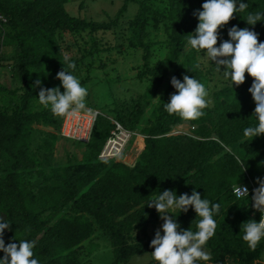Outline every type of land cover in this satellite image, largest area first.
<instances>
[{
  "label": "trees",
  "instance_id": "trees-1",
  "mask_svg": "<svg viewBox=\"0 0 264 264\" xmlns=\"http://www.w3.org/2000/svg\"><path fill=\"white\" fill-rule=\"evenodd\" d=\"M136 1L125 0L116 20L98 24L72 17L65 6L68 0H0V15L7 19V23L0 21V39L3 29H9L0 42V67L13 63V75L24 92L19 96L20 90L8 91L0 83V217L5 215V221L12 223V230H5V241L35 240L34 255L40 264H84L80 258L83 251L92 255L99 250L94 239L100 229L111 243L112 264H128L133 257L154 251L149 233L155 236L162 219L155 208L145 206L146 202L166 189L191 194L196 188L202 198L221 205L215 216V235L206 244L212 259L200 264H264V240L252 250L241 231L244 222L259 221L261 213L252 206L253 195L241 200L234 195V187L247 183L248 175L256 181L264 178V136L252 140L243 132L256 122V104L249 92L254 78L217 91L214 106H207L205 115L196 120L169 115L164 108L176 92L171 79L168 81L171 74L181 80L184 75L195 76L209 93L211 78L201 68L198 51L187 52L188 37L199 22L194 13L202 10L205 0L161 1L168 7L165 17L171 23L167 26L170 40L169 51L156 68L148 64L152 44L145 42L150 21L145 9H152L148 3L158 5L160 0L143 1L142 15L133 23L134 46L146 52L145 71L138 78L150 79L144 103L151 105L166 87L146 127L141 126L144 112L139 109V100L132 103L134 111L128 103H122L117 111L115 120L145 137L146 148L136 165L99 160L114 130L104 113L107 117L97 120L83 161L63 169L54 165L58 135L36 130L37 125L62 130L65 119L44 108L37 99L39 89L32 87L37 78L50 88L60 85L56 77L63 63L66 70H74L67 67L58 35L86 31L91 26L95 31L110 30ZM245 2L248 9L241 16L234 14L225 27H249L264 41V22L251 26L243 20L249 12L264 11V0ZM2 46L17 54H1ZM184 124L194 128L192 135H171L175 127ZM243 142L247 152L241 158L234 149ZM34 179L41 180L39 188L32 185ZM230 212L234 215L229 218ZM198 219L194 210L178 218L184 229L194 231ZM3 255L0 252V258Z\"/></svg>",
  "mask_w": 264,
  "mask_h": 264
},
{
  "label": "clouds",
  "instance_id": "clouds-1",
  "mask_svg": "<svg viewBox=\"0 0 264 264\" xmlns=\"http://www.w3.org/2000/svg\"><path fill=\"white\" fill-rule=\"evenodd\" d=\"M246 9L248 2L245 0H205L202 10L197 9L194 13L199 22L187 42L192 49L204 50L205 56L217 65V70L223 72L233 88L245 83L246 73L254 78L249 92L256 104V122L243 130L244 136L253 140L264 136V41L259 40L256 31L249 27L240 28L239 25L227 29L229 39H222L220 33V29L234 19V14L241 16ZM243 20L255 26L258 22H264V11L249 12ZM218 41H221L219 45ZM65 61L68 68H76V64L67 57ZM63 65V70L56 77L61 81L60 85L50 88L44 85L42 78H37L32 87L39 89L38 102L54 115L78 117L81 111H90L86 105L88 89ZM171 84L176 92L164 104L169 115H179L184 120H196L205 115L203 110L209 104V93L204 83L195 76L184 75L183 80L173 76ZM242 166L246 168V165ZM257 183L259 187L254 190L251 202L261 213V219H250L241 226L242 239L252 250L264 240V180L257 178ZM235 194L249 197V189L239 183ZM145 206L155 208L164 221L151 241V247L154 248L151 253L158 264H200L201 261H211L212 257L205 246L216 232L215 216L221 209L219 203H212L205 196L202 198L196 188L191 194H178L177 190L166 189L149 199ZM177 210L180 215L195 211L199 218L195 231L191 227H182L178 220L180 215L175 214ZM5 230L11 231L12 223L0 217V252L4 253L0 264H40L34 255L35 240H18L17 243L14 238L6 243Z\"/></svg>",
  "mask_w": 264,
  "mask_h": 264
},
{
  "label": "rangeland",
  "instance_id": "rangeland-1",
  "mask_svg": "<svg viewBox=\"0 0 264 264\" xmlns=\"http://www.w3.org/2000/svg\"><path fill=\"white\" fill-rule=\"evenodd\" d=\"M125 0H68L66 10L68 13L77 19L95 22L98 24L109 23L116 20L119 11L123 8ZM145 0H137L132 2L129 10L124 16L118 20L117 25L110 30L95 31L93 26L89 27L86 31L81 32H67L58 35L57 41L59 48L62 51V56L67 57L68 60L76 64L73 74L80 80L81 84L88 89V96L86 97L87 109L94 112L98 110L108 116V119H117L116 114L118 109L122 108V103H128L130 111H134L132 107L133 101H138L139 105L144 112V117L141 120V126L146 127L147 121L151 118L156 105L158 104L161 96L164 94L165 88L161 90L158 96L153 100L151 105L144 103V95L150 84V79L139 80L138 75L140 72L145 71V50L136 48L134 44L137 42L133 32L134 21L142 15ZM154 6L152 9H145L146 18H149L147 27L148 37L145 42L152 44V53L148 61L150 68H156L160 62L166 57L169 51L168 42L169 34L167 26L171 23L165 17L168 7L163 3ZM158 23V26H156ZM3 32H9L8 27L3 29ZM222 39H229L227 28L224 26L220 29ZM4 34L0 42L6 38ZM221 41H218V45ZM192 48L188 45L187 52ZM11 52L17 54L14 49L2 46L1 54L8 56ZM92 53V54H91ZM198 60L201 68L208 73L211 78L210 90L208 96V107L214 106V95L217 91L227 87H231V81L226 79L223 72L217 70V65L212 63L204 54V50L198 51ZM13 63L8 61L0 67V83L7 88L8 91L14 92L20 90L18 95L24 94L22 91V84L13 75ZM223 70V69H222ZM173 73V72H172ZM246 75V80H250V75ZM173 77L169 76L168 81ZM3 103L0 101V111ZM41 106V105H40ZM42 109V108H40ZM65 121V119H64ZM64 125V123H63ZM36 130H44L58 135L59 140L54 152V165L55 167L64 168L68 165L76 164L83 161L84 154L87 151V146L78 142L75 139H67L62 135V130H57L53 127H45L37 125ZM194 128L188 124L175 127L171 135H192ZM142 139V145H140ZM146 143L145 137L142 135L136 136L132 139L128 146V151L122 161L125 164L130 163V159H126L128 155L136 154L135 159L140 158L141 154L145 151ZM234 152L242 156L246 154L247 148L244 142L235 147ZM140 155V156H139ZM126 159V160H125ZM137 163V162H136ZM136 163L132 166L136 165ZM130 166V165H129ZM249 178L257 182L253 177L248 175ZM264 180V178L262 179ZM41 180H33L32 185L39 188ZM178 210L176 211V213ZM175 213V214H176ZM234 215L230 212L229 218ZM161 220L157 229L161 228L163 224ZM138 235H140L138 233ZM150 238L153 240V232L149 233ZM94 243L99 245V250L94 254L88 255L83 251L80 258L84 264H112L114 257L110 241L104 234L97 230ZM89 241L84 244L86 247ZM205 250L212 256L211 249L205 246ZM264 262V254L262 256ZM156 261L152 253L144 255H137L132 258L128 264H151Z\"/></svg>",
  "mask_w": 264,
  "mask_h": 264
},
{
  "label": "built area",
  "instance_id": "built-area-1",
  "mask_svg": "<svg viewBox=\"0 0 264 264\" xmlns=\"http://www.w3.org/2000/svg\"><path fill=\"white\" fill-rule=\"evenodd\" d=\"M0 21L7 23V19L1 15ZM100 116L107 117L98 110H95L94 112L81 111L78 117L65 116L64 125L62 127V135L67 139H75L81 144L88 145L91 141L95 124ZM110 120L113 123L114 130L101 151L99 160H111L118 162L122 161L129 150L128 146L130 142L137 136V134L125 128L117 120ZM242 185L249 189V196L254 195V190L259 187V184L250 178L247 183ZM238 186L234 187L235 197L239 200L247 198L248 196L238 197L235 194V189Z\"/></svg>",
  "mask_w": 264,
  "mask_h": 264
},
{
  "label": "crops",
  "instance_id": "crops-1",
  "mask_svg": "<svg viewBox=\"0 0 264 264\" xmlns=\"http://www.w3.org/2000/svg\"><path fill=\"white\" fill-rule=\"evenodd\" d=\"M135 156H136V154H133V152L131 153V155H128L127 157H125L126 159H130V163H133L134 162V164L138 161V159H139V157L137 158V159H135ZM140 156V155H139ZM125 159V160H126ZM130 163H128L127 165H130V166H132L133 164H130Z\"/></svg>",
  "mask_w": 264,
  "mask_h": 264
},
{
  "label": "water",
  "instance_id": "water-1",
  "mask_svg": "<svg viewBox=\"0 0 264 264\" xmlns=\"http://www.w3.org/2000/svg\"><path fill=\"white\" fill-rule=\"evenodd\" d=\"M4 220H6L7 219V217L4 215L3 217H2Z\"/></svg>",
  "mask_w": 264,
  "mask_h": 264
},
{
  "label": "bare ground",
  "instance_id": "bare-ground-1",
  "mask_svg": "<svg viewBox=\"0 0 264 264\" xmlns=\"http://www.w3.org/2000/svg\"><path fill=\"white\" fill-rule=\"evenodd\" d=\"M139 136V135H138Z\"/></svg>",
  "mask_w": 264,
  "mask_h": 264
}]
</instances>
